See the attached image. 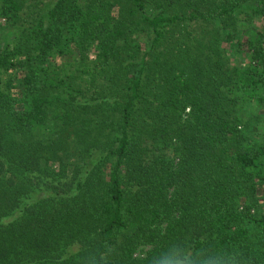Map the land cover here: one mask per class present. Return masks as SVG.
<instances>
[{"label": "trees", "instance_id": "obj_1", "mask_svg": "<svg viewBox=\"0 0 264 264\" xmlns=\"http://www.w3.org/2000/svg\"><path fill=\"white\" fill-rule=\"evenodd\" d=\"M43 3L0 0V264H264V0Z\"/></svg>", "mask_w": 264, "mask_h": 264}, {"label": "rangeland", "instance_id": "obj_2", "mask_svg": "<svg viewBox=\"0 0 264 264\" xmlns=\"http://www.w3.org/2000/svg\"><path fill=\"white\" fill-rule=\"evenodd\" d=\"M42 1L45 5L53 0ZM241 116L244 118L245 122H250L249 125H246V123L242 125L244 134L247 135L249 139L255 142L264 141V107L251 105L247 109H245L244 112H242ZM53 170L62 182L69 181L73 176L72 168L65 166V163L63 161H59L58 163H56Z\"/></svg>", "mask_w": 264, "mask_h": 264}, {"label": "clouds", "instance_id": "obj_3", "mask_svg": "<svg viewBox=\"0 0 264 264\" xmlns=\"http://www.w3.org/2000/svg\"><path fill=\"white\" fill-rule=\"evenodd\" d=\"M167 258H168L167 253L161 252L158 255H153L149 264H162V262L164 260H166ZM170 264H179V260L178 259H172L170 261Z\"/></svg>", "mask_w": 264, "mask_h": 264}]
</instances>
